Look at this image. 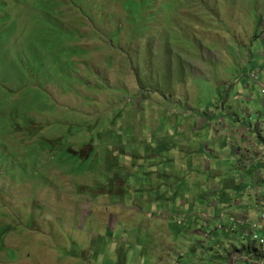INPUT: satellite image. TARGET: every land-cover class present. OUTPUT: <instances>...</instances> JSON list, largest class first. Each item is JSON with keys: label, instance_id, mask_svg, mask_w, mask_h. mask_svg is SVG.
Here are the masks:
<instances>
[{"label": "rangeland", "instance_id": "obj_1", "mask_svg": "<svg viewBox=\"0 0 264 264\" xmlns=\"http://www.w3.org/2000/svg\"><path fill=\"white\" fill-rule=\"evenodd\" d=\"M21 1L0 0V264H251L264 0Z\"/></svg>", "mask_w": 264, "mask_h": 264}, {"label": "trees", "instance_id": "obj_2", "mask_svg": "<svg viewBox=\"0 0 264 264\" xmlns=\"http://www.w3.org/2000/svg\"><path fill=\"white\" fill-rule=\"evenodd\" d=\"M6 1H7L8 4H10L11 1H13V4L15 3L14 6H16V7L24 6V4L22 3L21 0H6ZM167 2H171V3H172V0H169V1H167ZM81 3H82V5L85 6V7H87L89 3H92V4H93V2H91V0H83V1H81ZM94 5H96V3H94ZM149 5H152V3H151V2H148L146 5H142V12H144L143 9L150 7ZM6 8H7V7H6ZM6 8H5V9H6ZM37 8H39V7H37ZM57 10H58V8H57V5H56V6L53 8V11L56 12ZM83 11H84V12H82L83 15H86V12L89 14L90 21H93V20H94L93 17H92V15H91V12H90L89 10H83ZM40 13L44 14L42 10H40ZM10 15H11V13H10L9 9H8L7 11H3V12H1V13H0V16H1V18H0V25H5V24H7ZM94 21H97V22L99 23V29H98L99 32H98V33L103 32V27H102L103 20H102V15H99L98 17H96V20H94ZM116 26H117V25H116ZM116 26H115V28H116L115 33H108V34L105 33V32H103V33H105V34L108 36V39L111 41V43L116 42V43H117L116 46H117V45L119 44V42H120V35H121V33H122V30H121L120 28H117ZM146 31H148V28H146ZM146 31H144V32H146ZM134 33H135V32H134ZM5 34H6V33H5ZM242 251H243V250H242ZM242 251L240 250V252H242Z\"/></svg>", "mask_w": 264, "mask_h": 264}, {"label": "built area", "instance_id": "obj_3", "mask_svg": "<svg viewBox=\"0 0 264 264\" xmlns=\"http://www.w3.org/2000/svg\"><path fill=\"white\" fill-rule=\"evenodd\" d=\"M257 78V76H255ZM263 91H264V84ZM255 212L257 213L255 218H252L248 216V214H244V216L239 220L240 224L246 228V226H249L247 229V235H251L250 243H252L255 247L263 246L264 239L255 232L257 228H259L261 231H264V201H261L259 205H256L254 208ZM251 263L255 264H261L256 263L257 261L250 260Z\"/></svg>", "mask_w": 264, "mask_h": 264}, {"label": "crops", "instance_id": "obj_4", "mask_svg": "<svg viewBox=\"0 0 264 264\" xmlns=\"http://www.w3.org/2000/svg\"><path fill=\"white\" fill-rule=\"evenodd\" d=\"M251 56V60L253 61V62H256V64L255 65H259V63H260V61H256V60H254V55H250ZM257 129H261L260 127H259V125L257 124ZM261 155V156H260ZM258 156H259V158H260V160H259V158H258V161H264V150L262 151V153H259L258 154ZM257 156V157H258ZM254 159V158H253ZM253 159H252V161H253ZM263 166V165H262ZM255 174V173H254ZM253 176V175H252ZM252 176H251V180H252ZM257 176L258 177H256V179H255V182L253 181V183H254V189H255V192L254 193H252L251 194V197H249V196H247V197H249V200H247L246 199V195H245V192L247 191V190H250V189H252L251 187L250 188H247V189H244L243 191H241L240 193L241 194H244V198L242 199V200H240V201H238L237 203L238 204H240L241 206H245V205H247L248 203H253V205L252 206H246L247 208L246 209H244L243 207H242V210H241V212L242 211H247L248 212V214L249 213H251V214H255V212L253 213L252 212V208L253 207H255L256 205H255V203L257 202V199L258 198H264V188H263V190L261 189V187L259 186V183L261 184L262 183V181H264V170L263 171H261V175H260V172H259V174H257ZM233 182H234V180L232 181V182H230V184H229V187L230 186H233ZM236 182V181H235ZM245 181H243V183H244ZM256 186H257V188H256ZM264 187V186H263ZM227 211H230L229 212V214H233V212L230 210V209H227ZM228 214V213H227ZM253 216V215H252ZM234 219V218H233ZM233 221V220H232ZM264 232V231H263ZM244 252H247V251H245V250H243ZM238 252H240V250L238 251ZM264 254V252L263 253H261L260 255H263Z\"/></svg>", "mask_w": 264, "mask_h": 264}, {"label": "clouds", "instance_id": "obj_5", "mask_svg": "<svg viewBox=\"0 0 264 264\" xmlns=\"http://www.w3.org/2000/svg\"><path fill=\"white\" fill-rule=\"evenodd\" d=\"M255 76H257V78H255ZM253 78H255L256 80H258L259 79V75L258 74H255V75H253ZM262 84H264V83H261V85ZM263 87V86H262ZM262 91H263V88H262ZM264 92V91H263ZM261 201H264V198H258L257 199V202L255 203V205H259L260 204V202ZM254 208L255 207H253L252 208V212H253V210H254ZM245 214H248V212H246ZM248 216H250V214H248ZM251 217V216H250ZM264 245V244H263ZM244 253H247V252H244ZM243 253V254H244ZM260 254L261 253H258V254H250V256H248V257H245L246 259H248L249 261L250 260H254V261H257L256 263H261V264H264V262L263 261H261V260H257V259H259L260 258ZM251 263V262H250ZM251 264H255V263H251Z\"/></svg>", "mask_w": 264, "mask_h": 264}, {"label": "bare ground", "instance_id": "obj_6", "mask_svg": "<svg viewBox=\"0 0 264 264\" xmlns=\"http://www.w3.org/2000/svg\"><path fill=\"white\" fill-rule=\"evenodd\" d=\"M242 230V229H241Z\"/></svg>", "mask_w": 264, "mask_h": 264}]
</instances>
